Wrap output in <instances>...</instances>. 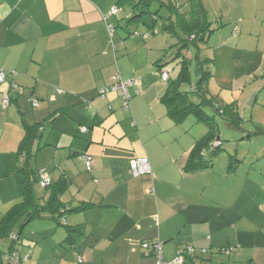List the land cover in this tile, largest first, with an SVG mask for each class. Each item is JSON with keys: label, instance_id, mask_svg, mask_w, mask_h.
Wrapping results in <instances>:
<instances>
[{"label": "crops", "instance_id": "0c3cea01", "mask_svg": "<svg viewBox=\"0 0 264 264\" xmlns=\"http://www.w3.org/2000/svg\"><path fill=\"white\" fill-rule=\"evenodd\" d=\"M115 7L123 10L118 0H0V70L6 74L0 88V222L21 202L14 168L23 122L53 121L43 132L46 148L41 151L43 135L34 146L35 165L54 184L69 180L61 201L70 211L35 220L36 231L16 245L19 256H27L25 264H156L142 245L159 241L167 262L264 264V229L256 231L262 224H247L234 211L239 182L229 175L243 173H231L229 165L215 176L213 164L184 172L199 124L176 131L161 102L167 85L151 67L158 60L151 39L129 38ZM132 14L125 17L127 31ZM115 75L137 80L127 106L115 92L100 98ZM5 94L11 98L6 108ZM85 153L92 173H85ZM141 157L149 158L152 176L131 172L130 162ZM254 180L259 185L260 178ZM35 194L42 203L50 195L41 184ZM83 204L92 206L71 211ZM256 233L260 237L250 239ZM0 242H9L0 264H14L4 255L10 238Z\"/></svg>", "mask_w": 264, "mask_h": 264}, {"label": "rangeland", "instance_id": "374dc122", "mask_svg": "<svg viewBox=\"0 0 264 264\" xmlns=\"http://www.w3.org/2000/svg\"><path fill=\"white\" fill-rule=\"evenodd\" d=\"M187 2L188 0H152L149 10L143 15L141 22L132 23L130 28L128 27V31L132 33L131 36L128 35L129 38L143 39V35H148V38L151 39V45L153 44L152 47L155 49L154 52L158 59L151 65L152 69L156 70L157 64H164L169 70H178L180 40L186 35L182 29H179L180 27L176 28L175 30L180 36L179 40L174 31L167 32L166 27L171 25L170 22L178 21V14L173 17L174 20L170 18L172 5L182 7L183 11L181 12H186L191 8V6L189 9L186 7ZM201 3L207 11L212 32L209 33L205 42L191 43L183 51L182 55L190 62L191 80L182 84L180 89L188 92L192 101L201 103L202 98L192 89L200 81L199 63L202 61L201 64L204 66L205 72L209 73L210 92L207 95L209 99H221L226 104L235 101L240 103L243 121L238 127L231 126L210 106L204 107L205 111L216 119L219 136L223 142L218 153H207L206 157L212 159V172L215 176L224 175L223 173L229 165L231 173H234L236 169L238 173H243L241 176H237L239 178L228 174L239 182L234 188L233 204L236 205L234 211L237 213L239 209L247 224L255 223L259 226L262 224V228L256 230L259 231L264 229V219L261 217L264 212L262 210L264 189L261 188V186L264 188V169L260 168V163H263L261 158L264 156V75H262L264 73L262 72L264 71L262 68L264 67V0H201ZM131 12V7L125 5L123 10L118 13V16L122 17V29L126 35L125 17ZM113 28L115 30V26ZM160 82L165 87V83L161 79ZM196 122L195 117L192 116L186 123L178 126L176 131H189L192 127L191 124L194 126L199 124L195 130L199 129L197 135L201 140L208 133V127L203 123ZM183 132L176 138L177 142H180V139L185 136ZM47 137L48 134L43 135L44 143L42 142L41 151L46 148ZM259 151L262 153V157L255 156L259 154ZM255 176L260 178L259 185L254 180ZM40 203L42 204V202ZM64 220L62 218L60 222L63 223ZM39 222L35 221L25 226L21 233L22 237H28L30 233H34ZM53 224L58 226L57 222H53ZM260 233H256L257 237L250 239L259 238ZM238 236L236 235V237ZM8 247L9 242L5 244L0 242L1 251L8 252ZM194 250L196 251V249ZM197 253L193 255H198ZM26 257L22 256V260H26Z\"/></svg>", "mask_w": 264, "mask_h": 264}, {"label": "trees", "instance_id": "16d2710c", "mask_svg": "<svg viewBox=\"0 0 264 264\" xmlns=\"http://www.w3.org/2000/svg\"><path fill=\"white\" fill-rule=\"evenodd\" d=\"M151 1L152 0H118V5H129L131 7L133 14L132 17L127 20L128 23L131 25L132 23L141 22L143 15L149 10ZM167 7L169 8L168 5ZM189 8V11L181 12L183 11L182 7L172 5L170 9V18L174 20L173 17L178 14V21H172L170 22L171 25L169 27H166V31L170 33L174 31V34L178 36L179 40L180 36L175 30L176 28L180 27L179 29H182V31L186 35L185 38H181L180 40L181 49L178 51L179 60H177V75L174 78V71L168 70L170 78L167 82H164L162 80L161 74L164 71H167V66L164 64H157L156 69L157 72L161 75V80L167 85L166 94L162 97L161 102L166 107L169 118L177 126H180L183 125L190 116H194L198 123H203L208 127V133L201 140L197 141V143L190 152L185 167L183 168L185 173L193 174L211 167L213 164L212 159L207 158L206 154H216L221 150L223 146V142L219 136V126L216 122V119L209 115L205 111L204 107L207 105L210 106L211 109H213L217 115L227 120V122H229L231 126L238 127L239 125H241L242 116L237 106V102L222 105V103L218 99H209V97L207 96L210 92L209 73L205 72L204 66L201 64L203 63L202 61H200L199 63L200 81L197 86L192 89L193 92L197 93L200 98H202L201 103H195L191 100L188 92L181 91L180 89L182 84L190 82L191 80V71L189 65L190 62L187 58L182 55L183 51L187 49L191 43L198 41L205 42L208 38L209 33L212 32L210 23L208 21L207 11L203 7L201 0H189ZM126 32L127 35H132V33L130 31H127V29ZM116 76L119 77V80L117 82L114 81V78ZM127 81L134 82V84L128 88L130 93V88L137 85V80H123L121 76L115 75L112 78L111 86L102 89L109 90V92L105 95L104 98H106L111 92H115L112 91V88L115 85L120 82ZM102 90H100L99 95L100 98L104 99L103 97H101ZM115 93L119 95V97L122 99L126 106V100L124 99V97L118 92ZM51 123H53V121L49 120L31 126L23 122L26 133L24 139L22 140L19 146L18 151L15 154L17 161L14 168V176L17 181L21 202L15 204L4 215L2 221L0 222V241L9 240V238L11 240L10 253L4 254L5 259L13 263L14 257L18 258V264H24L25 262V260H22L23 258L21 259L18 251L16 250V245L20 240L22 230L25 226L41 218V215L43 213H49L58 217H62L68 211H70L61 201L62 195L69 186V180L67 179H62L60 183L57 184H54L52 180V183L49 187H43L50 193L49 198L45 201V203L41 204V200L35 194V186L37 184H41L40 178L43 175L35 165L34 146L42 138L45 128ZM216 143H220V145L215 146ZM84 156L91 158L90 171L87 169V165L83 159ZM81 158L85 163L86 171L92 173V157L85 153L81 154ZM147 176L152 175H145L141 177ZM91 206V204H83L82 206L72 209L71 211H82L87 208H90ZM2 252L3 251L0 250V261H2L4 258L2 257Z\"/></svg>", "mask_w": 264, "mask_h": 264}, {"label": "built area", "instance_id": "2783aa9c", "mask_svg": "<svg viewBox=\"0 0 264 264\" xmlns=\"http://www.w3.org/2000/svg\"><path fill=\"white\" fill-rule=\"evenodd\" d=\"M120 11L119 7H115L112 11V13L115 15ZM162 80L164 82H167L169 80V74L168 71H164L162 74ZM119 80V77L116 76L114 78V81L117 82ZM6 81V74L4 71L0 70V88L3 85V83ZM117 84V83H116ZM134 82L131 81H127V82H120L117 85H115L112 88V91L118 92L120 95H122L124 97V99L126 100V106L129 105V100L131 99V95L129 93L128 88L133 85ZM109 92V90H102L101 91V97H105V95ZM11 103V98L8 94L4 95L3 98V107L6 108L10 105ZM32 104L33 106L37 107L39 102L36 99L32 100ZM82 131H86L85 128H82ZM220 145V143H216L215 146ZM86 165H87V169L90 171L91 170V158L84 156L83 157ZM130 169L131 172L133 173V175L135 177H141V176H145V175H152V171H151V164H150V160L148 157H141V158H136L133 159L130 162ZM40 182L42 187H49L52 183V179L49 176H42L40 178ZM142 249L144 251H149L152 252L153 255L156 258V264H178L180 262V260H176L174 262H167L165 261L164 257H163V245L161 242L159 241H150V242H144L142 245ZM190 252H192V249H189ZM14 263H19L18 258H13ZM26 261V260H25Z\"/></svg>", "mask_w": 264, "mask_h": 264}]
</instances>
